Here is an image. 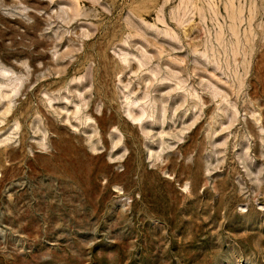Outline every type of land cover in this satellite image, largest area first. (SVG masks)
<instances>
[{"label": "rangeland", "instance_id": "374dc122", "mask_svg": "<svg viewBox=\"0 0 264 264\" xmlns=\"http://www.w3.org/2000/svg\"><path fill=\"white\" fill-rule=\"evenodd\" d=\"M0 264H264V0H0Z\"/></svg>", "mask_w": 264, "mask_h": 264}]
</instances>
